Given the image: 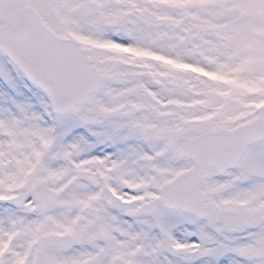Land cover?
Here are the masks:
<instances>
[{"label":"snow or ice","instance_id":"1","mask_svg":"<svg viewBox=\"0 0 264 264\" xmlns=\"http://www.w3.org/2000/svg\"><path fill=\"white\" fill-rule=\"evenodd\" d=\"M0 264H264V0H0Z\"/></svg>","mask_w":264,"mask_h":264}]
</instances>
